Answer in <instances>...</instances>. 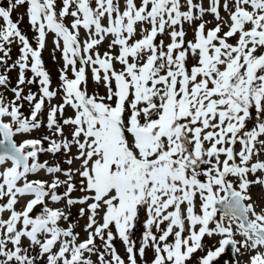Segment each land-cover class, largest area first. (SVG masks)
Segmentation results:
<instances>
[{
	"label": "snow or ice",
	"instance_id": "6c2138e0",
	"mask_svg": "<svg viewBox=\"0 0 264 264\" xmlns=\"http://www.w3.org/2000/svg\"><path fill=\"white\" fill-rule=\"evenodd\" d=\"M0 20V264H264V0H0ZM61 152L66 169L40 160Z\"/></svg>",
	"mask_w": 264,
	"mask_h": 264
},
{
	"label": "rangeland",
	"instance_id": "374dc122",
	"mask_svg": "<svg viewBox=\"0 0 264 264\" xmlns=\"http://www.w3.org/2000/svg\"><path fill=\"white\" fill-rule=\"evenodd\" d=\"M2 2L5 4L7 3V0H2ZM204 2V6L208 7L209 4V0H203ZM27 11V5H22L19 6L16 10L13 11L12 14V19L14 22L18 21L20 17H23L22 20H19V27L21 29V31L28 37L29 41L32 43L33 47H36V40L35 37L37 36V33L31 28L30 24H29V19L28 16L26 14ZM206 20L211 21L210 24L207 25V27L210 28L211 25H215V20L213 19V17L211 15H206L205 16ZM70 21V18H65V22L68 23ZM3 24V21L0 20V25ZM185 28L188 30V39H192L193 33H192V29L189 28L188 25H185ZM226 30V29H225ZM165 41L167 42V37H165ZM55 48L54 45V34L53 33H48L47 37H46V41H45V48L42 50V60L44 61V67L45 69L49 72L51 80H52V86L53 88H56L59 86L60 84V69L63 67V60L61 58V52L59 50L55 51V60L53 59V49ZM107 48L106 44L104 46L101 47V52L105 51ZM2 55V54H0ZM19 56V48L17 45H13L12 46V52H11V57L12 59L9 61V64H11L15 59H17ZM8 75L10 76L11 82H12V86H15L16 81H17V76H18V70L14 69L12 70L10 73H8ZM26 75L28 77H31V73H26ZM69 77L72 78V73L71 70L69 69ZM29 89L33 92H37L38 91V87L37 85H29L27 87H25V94L29 91ZM89 93H92L93 90L99 92L100 94H105V89L100 86L97 87L92 81H91V76L89 74ZM7 96L11 97L12 93L11 92H7L6 93ZM59 98H56L53 100V103H59ZM25 113L27 114L28 112V107L27 104H25V108H24ZM73 115V110L69 107L66 109L65 111V116H72ZM46 117H47V110H45V114H44V119L46 121ZM70 132H71V128L70 127H66L65 128V134L69 135L70 138ZM48 134V130L46 128H42L40 131L34 133L33 135L39 137V136H43V135H47ZM45 147H47V142H45ZM239 147V145H237V148ZM72 152L75 153L76 152V148L73 147ZM66 157L64 156L63 152L56 154L55 156H53L52 154H41L40 156V160L41 162L47 160L49 162V164H54V163H60L61 166L63 168H68L69 165H67L66 163H64ZM261 159H264V157H261ZM79 166V162L74 163L71 167L76 168ZM45 179V180H51L52 177L45 174V173H40L39 176H35L32 177V179ZM61 179H64L63 176H61ZM78 179V178H77ZM59 192H63L64 188L61 187L59 190ZM251 194L253 196L254 200H261L262 197H264V189L261 188V186L256 185L254 187H252L251 189ZM81 193L74 192L73 196L74 197H78L80 196ZM49 206L51 207H63L62 204H53L51 201H49ZM20 207H23V201H21ZM81 206L77 205L74 206L72 208V219L74 222L78 221L77 226L75 227V231L80 233V238L81 240L86 239L87 238V233L84 231V226L87 223V215H85L83 218H78L77 213L78 210ZM61 226L63 227H67V224H62ZM114 231V229H113ZM134 240L137 241V247H139V239H140V229L138 228L132 237ZM220 239V237L216 236L213 237L211 239H208L207 237L205 238V243L206 244H215L218 240ZM101 241H99V239H97V244H100ZM114 244L115 247L118 251V253L123 256L124 258H126L127 260V256H126V252H125V245L122 242V240H120L119 238H117L116 240H114ZM218 246V244H217ZM197 255H203V253H198ZM152 257V252L149 250L147 251V255H146V259H151ZM93 259L95 260L96 257H93ZM138 259V264H139V260L140 258L137 257ZM223 259L224 257H222L219 261L216 262V264H223ZM244 259H247L246 257Z\"/></svg>",
	"mask_w": 264,
	"mask_h": 264
}]
</instances>
